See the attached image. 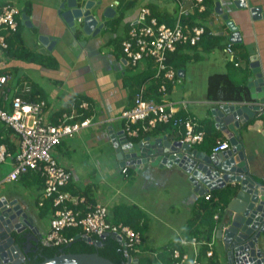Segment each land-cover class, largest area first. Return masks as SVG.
<instances>
[{
    "label": "crops",
    "instance_id": "1",
    "mask_svg": "<svg viewBox=\"0 0 264 264\" xmlns=\"http://www.w3.org/2000/svg\"><path fill=\"white\" fill-rule=\"evenodd\" d=\"M80 1L83 2V0ZM99 1L102 3L101 9L96 7V12L93 13L92 11V14L98 22L97 27L102 26L100 31L92 29L93 33H84L82 26H80L82 19L81 21L77 19L75 21L77 31L74 34L62 16L68 10V7L61 9L65 0H0V11L6 5L14 6L18 10L19 13L15 18L18 26L21 22V38L24 46L32 54L28 60L18 59L7 54L6 48L0 46V77L10 76L5 86L9 95L11 92L13 93L12 96L10 95V99L15 97L17 86L23 81H27L31 85L34 94L41 96L46 101L48 119L55 123L56 117L60 114L59 112L62 111L61 113H63V108H66V104L72 98H88L91 103H87L90 104V108L93 110L91 116L93 121L91 126L76 138L86 147L96 146V141L99 139L110 142L109 130L116 134L123 130L124 122L121 114L133 106L135 94L139 90L132 77L136 74L145 75V73H133L127 67V62L121 50L122 41L127 37L129 22L136 17L140 6L157 5L159 11L163 14H166V16L171 15L174 19L172 24H175L179 15L178 2H182L186 13L183 15L182 21L190 24L188 18L195 15L197 17L195 24L190 25L208 24L215 35L221 36L220 44L223 46L229 42L231 35V31L223 19V15L227 14L240 32L241 41L237 43L240 45L236 48L237 55L240 58L242 53L249 56L248 63L245 60L248 56L245 57L244 55L245 59L242 60V64L240 62L246 75L245 83L247 84L249 79L253 77L252 68L250 67L252 56H257L261 70L264 73V0H246V7L242 8H236L234 0H210L205 3L207 11L204 14L198 13L194 0H178V2L175 0L176 4L174 3L171 9L168 8L169 5L162 4L163 0H142V3L141 0ZM130 1H136L134 7L125 10L124 19L120 24H116L115 19L123 10V4L120 5V2L126 4ZM217 4H220L222 8L223 14L221 15L218 13ZM112 5L114 11L112 17H105V10ZM26 6L28 10L24 11ZM253 8L259 9L255 15H252L251 12ZM162 24L170 26L167 21H163ZM220 33L224 34L221 35ZM1 34L5 36V39L8 36L14 37L12 32L6 30L2 31ZM42 37L48 38L49 41H42ZM211 45L212 40L205 39L197 47L183 50L184 53L193 58L184 68L178 71L175 69L181 83L177 84L176 87L173 85L169 87L170 99L175 102H185L186 107H182L181 111L186 112L198 125H201L206 119L214 122L210 111L217 103L208 100L206 92L200 91L201 93L198 95L199 91L195 89L194 85L198 69L201 68L199 72L204 71L202 76L207 77L209 72L207 67L209 65H214V69H218L216 72L225 73L230 62L228 55L222 49L216 48L208 51ZM217 50H219V53H217ZM214 53L220 54L221 62L216 60L215 64L212 63ZM199 64L201 67H197ZM188 76L189 78H187ZM187 82L189 85H187ZM146 85L151 87V80ZM154 95H151V98H155ZM1 101L0 104L2 105L0 106L7 109V103ZM1 124L5 126L4 123L1 122ZM156 129L157 127L149 131L150 135L145 137L166 138L170 142L181 140L179 130L171 128L172 131H156ZM218 132L220 134L218 139L223 138L226 140L225 135L219 129ZM141 134L143 133L141 132ZM240 134L245 147L250 174L255 180L264 183V125L262 120L257 118L247 128L243 126ZM8 137V141L16 147L17 151V138L13 133ZM74 140L66 147L67 151L61 150L65 142L58 147V158H60V155L67 154L70 156L76 152L77 143ZM2 145H5L9 150L6 142ZM194 148H197V146H194ZM199 150L210 154L201 149ZM114 153L116 156V152ZM12 163L11 158L0 163V198L17 199L22 204V207L31 217L34 227L38 228L41 237L36 235V238L40 241L50 230L51 220V214L44 219L38 217L39 212L35 207V198L38 194L42 197L43 189L38 191L36 187L26 185L21 180L16 182H21V186L27 189L28 193L29 190L32 192V203L26 201L24 195L16 189L9 188L7 189L9 192L4 194L6 183L3 182V179L11 171ZM60 163L63 164V161L60 160ZM115 163L112 169L104 168L101 170V178L95 179L98 182L80 179L65 164L72 172L71 186L74 189L69 191L73 193L75 190L82 193L84 188L91 186L90 196L92 201L108 205L110 211L121 205L138 206L147 214L148 221L145 224L142 246L148 250H161L175 238L183 237V232L192 216V211L198 200L203 198L199 197L194 191V185L189 180L190 176L176 165L159 167L150 163L145 164L139 172L129 168L126 175L121 171L117 156ZM118 172L121 178H118ZM101 186H104L105 190ZM227 187L233 186L228 185ZM164 228L168 230L165 231ZM26 232L31 233V230H26ZM167 233H169L168 236ZM151 235H153V238ZM215 235L213 240L214 249L218 252L223 264H227L226 253L224 259L223 242L219 241ZM154 236L157 238H154ZM20 242L23 243L24 239H21ZM37 243L33 244L37 246ZM260 245L264 252V234L261 237ZM193 252L190 248L187 251L190 255Z\"/></svg>",
    "mask_w": 264,
    "mask_h": 264
},
{
    "label": "built area",
    "instance_id": "2",
    "mask_svg": "<svg viewBox=\"0 0 264 264\" xmlns=\"http://www.w3.org/2000/svg\"><path fill=\"white\" fill-rule=\"evenodd\" d=\"M178 2V0H176ZM198 13L206 11L205 0H194ZM179 15L173 26L159 23L152 16L148 6H140L137 15L129 22L127 37L122 41V52L127 62V67L133 73H143L148 68L154 71L151 82L157 86L158 99L148 98L147 83L139 87L135 94L133 106L122 112L124 122L123 131L128 138H136L142 132L147 133L159 124L172 125L174 129H185L181 142L199 146L204 142V131H197V123L189 116L184 120L177 117L185 102H175L170 99V86L180 84L177 71L167 64L170 54L175 53L178 47L198 46L206 35V29L201 25L191 26L182 21L185 15L182 2H178ZM113 8V5L111 6ZM18 10L11 5H6L0 11V46L7 48L5 36L2 31L15 32L18 23L15 16ZM81 21V18L78 19ZM228 42L223 52L235 65L237 52ZM10 76L0 77V97L4 103L9 102L10 108L0 106V122L13 130L17 138V151L11 154L5 145H0V163L8 158L13 160L12 169L3 179L5 183L17 182L22 175L27 173L38 174L44 182V189L40 199V206L44 201L51 199L54 211L51 214L50 230L41 238L44 247L66 244L72 241L64 236L63 232L68 228H81L85 237L90 235L103 236L112 234L120 238L126 248L132 249L142 245V237L139 232L123 223H112L108 220L110 208L106 204L88 201L85 195L75 194L67 190L70 185L72 172L63 164L57 156L58 147L64 139L74 138L91 126L92 117L79 120L82 113L75 107L65 111L56 117L53 123L48 119L47 103L32 91L31 85L23 81L15 89L16 95L10 99L8 90L5 88ZM81 109L87 110L90 105L83 102ZM230 149L228 140L218 139L212 148V154L221 153ZM130 166L121 167L123 174L128 173ZM211 193V192H210ZM209 192L203 197L211 198ZM85 205V211L81 208ZM215 218H218L216 215ZM184 246L192 247V255L175 249L171 254L172 264H207L200 261L196 256L197 241L181 239ZM212 244L206 256L213 255ZM132 259L130 262H133Z\"/></svg>",
    "mask_w": 264,
    "mask_h": 264
},
{
    "label": "water",
    "instance_id": "3",
    "mask_svg": "<svg viewBox=\"0 0 264 264\" xmlns=\"http://www.w3.org/2000/svg\"><path fill=\"white\" fill-rule=\"evenodd\" d=\"M246 0H234L236 8L246 7ZM102 5L99 0H65L61 9L68 7L63 17L75 34V21L82 19L84 33L91 34L92 29L100 31L92 11ZM218 13L223 14L220 4ZM259 9L253 8L252 15ZM113 8L105 10V17H112ZM231 31L229 41L240 43L238 27L227 14L223 15ZM97 27V28H96ZM211 28V27H210ZM223 35L224 33H220ZM42 41H49L42 37ZM253 77L247 87L250 90L252 103H219L214 104L211 115L219 129L230 143V149L217 154H206L192 145L180 140L170 142L166 138L145 137L133 141L122 130L117 134L109 130L110 139L121 167L130 166L139 172L147 163L159 167L181 168L190 177L194 191L203 197L209 191H216L233 186L235 194L230 200L224 221L216 231V238L223 242L227 264H264V252L260 245L264 234V183L255 180L250 168L241 139L240 131L251 119L264 110V73L257 56L250 58ZM31 230L27 233L26 230ZM38 228L34 227L31 217L24 212L17 199L0 198V264H28L32 261L30 254L36 253L33 243L39 240ZM107 236L103 235L101 238ZM41 237V235H40ZM80 237V236H79ZM113 237H115L113 235ZM90 244L91 237L83 236ZM120 243L123 241L115 237ZM24 239L21 243L20 240ZM131 260L128 261L130 263ZM39 264H114L98 253H66L52 258H45ZM134 264H138L134 260Z\"/></svg>",
    "mask_w": 264,
    "mask_h": 264
},
{
    "label": "trees",
    "instance_id": "4",
    "mask_svg": "<svg viewBox=\"0 0 264 264\" xmlns=\"http://www.w3.org/2000/svg\"><path fill=\"white\" fill-rule=\"evenodd\" d=\"M210 0H205V3H207ZM136 1H130L126 4L120 2V5L123 4V10L119 13L118 17L115 19L116 24H120L121 21L124 19V13L125 10L131 9L134 7ZM148 7L151 9L152 16L155 17L159 23H163V21H167L170 26H173L174 19L171 17V15L166 16V14H163L161 11H159V8L155 4H148ZM28 10L27 6L24 9V11ZM207 11V9H206ZM205 11V12H206ZM205 12L201 13L204 14ZM200 15V14H199ZM196 16L189 17L190 24L193 25V23L196 20ZM187 19V20H188ZM185 22V21H184ZM195 24V23H194ZM201 26H204L206 29V35L203 37L202 41L199 43L201 44L205 39L212 40V45L209 47L208 51L215 50L216 48L224 49L225 46L220 44V38L221 36L215 35L213 31L209 28L208 24H198ZM21 22H19L18 29L15 32H12L14 37L8 36L6 39V42L8 44V47L6 48L7 54H9L12 57L28 60L29 56H31V52L24 46L23 39L21 38V32L20 28ZM233 48L236 50V48L240 45L239 44H232ZM197 47V46H195ZM191 46L186 47H178V50L170 54L168 57L167 64L177 71L181 68H184L188 62L193 58L190 55H187L183 52V50H189L190 48H195ZM122 50V46H121ZM248 56V54H241L240 56L237 55L236 60L237 62H241L245 59V57ZM246 63L249 62V56L245 59ZM244 69H242L241 65H235L234 62L228 63L227 72L225 73H216L211 75L208 78L207 83V92L206 97L208 100L213 102H220V103H252L253 100L251 98L250 90L247 87V84L245 83L246 75L244 74ZM242 73H241V72ZM145 75H139L136 74L132 77L133 80H135L136 87L139 88L144 83H147L149 80H151L154 76V71L150 68L147 69V72H144ZM242 76V77H241ZM134 84V85H135ZM157 86L154 82H152L151 87H148L147 89V97L151 98V95H154L155 99H158L157 95ZM41 97V96H40ZM42 98V97H41ZM1 101V99H0ZM3 102V101H1ZM83 102L91 103L88 98L85 97H74L72 98L68 104H66V108H63L64 111H69L73 107L77 109L79 113H82L83 116L79 118V120H84L87 117L92 116L93 110L92 108H89L87 110L81 109L80 105ZM4 103V102H3ZM2 105V104H0ZM90 105V104H89ZM62 111L59 113L61 114ZM177 117L182 118L183 120L188 117V114L184 112L183 110L179 112ZM257 118L259 120H262L264 125V111L260 112L259 115L254 119H251L244 127H248L251 124H253ZM197 123V122H196ZM172 125H164L159 124L157 126L156 131L158 130H165V131H172ZM174 129V128H173ZM177 130V129H176ZM197 131H204V142L197 146V148L206 151L208 153L212 152V148L214 147L216 141L220 137V134L218 132V129L215 128L214 122L209 121L208 119L204 120L201 125L197 124ZM180 131V137L185 134V129L181 127L179 129ZM13 133V130L5 127L0 122V145L4 142L8 144L9 151L13 154L16 153V147L13 146L8 140V136ZM146 135H150V133H144L136 138H132L133 141H139ZM223 139V138H222ZM23 182H25L26 185H29L31 187H36L39 190L44 189V182L43 179L36 173H27L21 176L19 179ZM18 180V181H19ZM72 184V178L70 185L66 188L67 190L73 191ZM30 187V188H31ZM91 186H88L83 189L82 195H85L87 197L88 201H92L91 199ZM76 191L74 190L73 193ZM75 194H80L79 192H76ZM211 198L209 200H206L204 197L202 199H199L196 207L192 211V216L187 222V226L183 232V237H177L175 238L170 244L163 247L159 252L156 253V257H150L149 254L155 253L156 251L148 250L146 247L140 245L135 246L132 249L126 248L125 244L120 243L115 237H113L112 234H107L105 238H101V236L97 235H90L92 241L94 243H101L100 246H97V244H90L87 243L83 236V231L81 228H68L65 229L63 234L65 237L72 239L71 242L61 245H54L49 247H44L41 245L40 242L37 243L36 246V253L35 256H38L37 259L33 257L32 264H39L44 261L45 258H52L58 255L66 254V253H73V254H81V253H98L100 256L110 260L114 264H134L133 262L128 263L129 260H137L138 264H172V257L171 254L175 249H179L182 254L186 253L188 249H192V247L184 246L181 243V239H186L187 241H192L195 239L198 243L197 245V251L196 256L200 261H205L207 264H223L222 260L220 259L218 252L214 249V246H212L213 255L211 257H207V251L210 249L209 244L213 243L215 232L219 229L221 226V223L224 221V216L226 214L227 206L232 199L233 195L235 194V190L232 187L222 188L216 191H212ZM40 199L41 196L38 194L35 198V207L38 210V217L41 219H44L48 217V215L52 214L54 211L52 206L51 199H47L44 201V205L40 206ZM85 205H83L81 208L83 211H85ZM218 216V218H215V216ZM108 220L112 223L118 224L123 223L125 225L130 226L134 231H137L140 233L142 237V244L144 240V229L145 224L147 223V214L143 212L138 206L136 205H121L116 206L110 211V216ZM80 236V237H79ZM214 245V243H213ZM194 251V250H193ZM37 254V255H36Z\"/></svg>",
    "mask_w": 264,
    "mask_h": 264
},
{
    "label": "rangeland",
    "instance_id": "5",
    "mask_svg": "<svg viewBox=\"0 0 264 264\" xmlns=\"http://www.w3.org/2000/svg\"><path fill=\"white\" fill-rule=\"evenodd\" d=\"M141 3H142V0H141ZM174 3L176 4L175 0H163L162 1V4L169 5L168 8H170V9ZM101 6L102 5L98 6L97 9H99V8L101 9ZM95 12H96V8L93 10V13H95ZM78 25H80V23H78ZM217 53H219V50H217ZM216 60L218 62L222 61L220 54L214 53V56L212 58V61H213L212 63L215 64ZM197 67H201L200 64ZM207 68L209 70V72L207 73L208 74L207 77L202 76V73L204 71L199 72L201 68L198 69V72L195 76L194 85H195V89H197V91H199L198 95H200V93H201L200 91L207 92L208 78L211 75L218 73V72H216V70H218V69H214L215 68L214 65H209ZM187 78H189V76ZM187 85H189L188 82H187ZM12 94L13 93L11 92L10 95L12 96ZM6 108L7 109L10 108L9 102H7ZM81 134H83V133H81ZM76 138H78V135H76L74 138H66L63 140V142H65V144L62 145L61 150L67 151L66 147H68V145L70 143H72V140H74V139H75L74 142L77 143V150L74 154H71L70 156L67 154L66 155H60V153H59V155H60L59 159L61 160V162L63 161L64 166L67 165L70 169H72L74 174L77 175L80 179L89 180L90 182H98V181H95V179L101 178V175H102L101 170L104 168L112 169L116 164L115 163L116 156L114 153L115 150L113 151L114 147L112 145V142L111 141L108 142L104 139H99L96 141L97 142L96 146L86 147L81 141H78V139H76ZM64 145H66V146L64 147ZM117 175H118V178H121L119 172ZM21 185H22L21 182H19V183H16V182L6 183V186H4L5 190L3 193L5 194L6 192H9V190H7L9 188H12L14 190L16 189L24 195L23 197H24V199H26V201H28L29 203H32L33 202V195H31L32 192L29 190V193H30V195H29L27 189H25ZM101 188L103 190H105L104 186H101ZM45 222L48 223L47 220H45ZM164 230L167 231L168 229L164 228ZM166 235L168 236L169 233H167ZM151 237L153 238V235H151ZM154 238H157V237L154 236ZM156 252H159V250H156ZM154 254L155 253L149 254V256L154 257L156 255V254L155 255ZM224 259H225V250H224Z\"/></svg>",
    "mask_w": 264,
    "mask_h": 264
},
{
    "label": "flooded vegetation",
    "instance_id": "6",
    "mask_svg": "<svg viewBox=\"0 0 264 264\" xmlns=\"http://www.w3.org/2000/svg\"><path fill=\"white\" fill-rule=\"evenodd\" d=\"M18 202H19V201H18ZM24 212L27 213V211H26L25 209H24ZM27 214H28V213H27ZM28 215H29V214H28ZM27 230H29V229H27ZM30 234H31V233H30ZM36 255H37V254H36ZM29 256L32 257V258L34 257L35 259H37V257H38V256H35L34 253H33V254H30ZM32 261H33V260H32ZM32 261H31V262H32ZM31 262H28V264H32Z\"/></svg>",
    "mask_w": 264,
    "mask_h": 264
},
{
    "label": "clouds",
    "instance_id": "7",
    "mask_svg": "<svg viewBox=\"0 0 264 264\" xmlns=\"http://www.w3.org/2000/svg\"><path fill=\"white\" fill-rule=\"evenodd\" d=\"M111 7V6H110ZM145 72H147V71H145ZM144 73V72H143ZM247 104H249V103H247ZM226 139V138H225ZM220 140H224V139H220ZM227 140V139H226ZM210 154H212V153H210ZM226 188V187H225ZM233 188V187H232ZM38 242H40L41 243V239H40V241H38ZM35 246V245H34ZM36 247V246H35Z\"/></svg>",
    "mask_w": 264,
    "mask_h": 264
}]
</instances>
